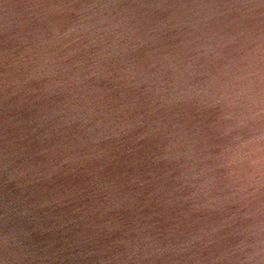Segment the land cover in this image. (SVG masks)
Instances as JSON below:
<instances>
[{"label": "water", "instance_id": "1", "mask_svg": "<svg viewBox=\"0 0 264 264\" xmlns=\"http://www.w3.org/2000/svg\"><path fill=\"white\" fill-rule=\"evenodd\" d=\"M0 264H264V0H0Z\"/></svg>", "mask_w": 264, "mask_h": 264}]
</instances>
